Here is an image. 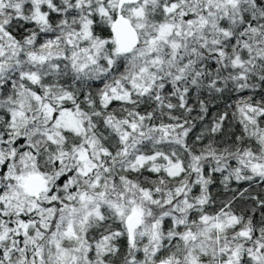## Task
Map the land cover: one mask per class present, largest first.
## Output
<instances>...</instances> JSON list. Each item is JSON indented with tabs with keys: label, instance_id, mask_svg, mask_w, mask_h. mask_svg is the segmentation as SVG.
Here are the masks:
<instances>
[{
	"label": "snow or ice",
	"instance_id": "6c2138e0",
	"mask_svg": "<svg viewBox=\"0 0 264 264\" xmlns=\"http://www.w3.org/2000/svg\"><path fill=\"white\" fill-rule=\"evenodd\" d=\"M0 264H264V0H0Z\"/></svg>",
	"mask_w": 264,
	"mask_h": 264
}]
</instances>
